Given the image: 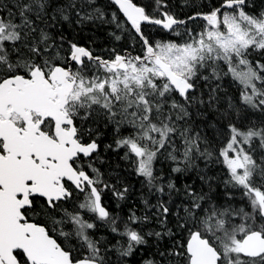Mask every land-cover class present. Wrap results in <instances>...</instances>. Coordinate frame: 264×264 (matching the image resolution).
<instances>
[{"label":"snow or ice","instance_id":"obj_1","mask_svg":"<svg viewBox=\"0 0 264 264\" xmlns=\"http://www.w3.org/2000/svg\"><path fill=\"white\" fill-rule=\"evenodd\" d=\"M0 264H264V0H0Z\"/></svg>","mask_w":264,"mask_h":264}]
</instances>
